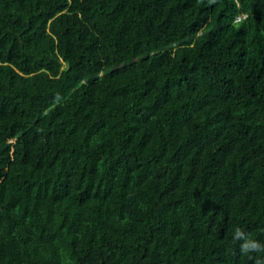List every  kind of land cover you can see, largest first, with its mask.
Segmentation results:
<instances>
[{"label":"trees","instance_id":"16d2710c","mask_svg":"<svg viewBox=\"0 0 264 264\" xmlns=\"http://www.w3.org/2000/svg\"><path fill=\"white\" fill-rule=\"evenodd\" d=\"M264 0H0V264H255Z\"/></svg>","mask_w":264,"mask_h":264},{"label":"clouds","instance_id":"9594fccd","mask_svg":"<svg viewBox=\"0 0 264 264\" xmlns=\"http://www.w3.org/2000/svg\"><path fill=\"white\" fill-rule=\"evenodd\" d=\"M233 240L240 242L239 248L242 254L264 252V243L251 238L250 235L240 227L235 228ZM255 264H264V259L257 258Z\"/></svg>","mask_w":264,"mask_h":264}]
</instances>
